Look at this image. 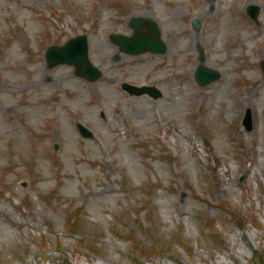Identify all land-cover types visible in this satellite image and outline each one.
<instances>
[{"label":"rangeland","instance_id":"374dc122","mask_svg":"<svg viewBox=\"0 0 264 264\" xmlns=\"http://www.w3.org/2000/svg\"><path fill=\"white\" fill-rule=\"evenodd\" d=\"M138 16L165 53L111 41ZM84 34L95 82L46 58ZM262 59L264 0H0V264H264Z\"/></svg>","mask_w":264,"mask_h":264},{"label":"water","instance_id":"95a60500","mask_svg":"<svg viewBox=\"0 0 264 264\" xmlns=\"http://www.w3.org/2000/svg\"><path fill=\"white\" fill-rule=\"evenodd\" d=\"M252 10V8L250 9ZM254 15V12H251ZM132 27L135 31V37H124L121 35L112 36L114 42L120 44L121 50L126 53L131 54H140V52L144 51H153L162 53L165 50V44L160 40V32L158 25L153 21L148 22V34H143L141 29L143 26V21L138 19H132ZM196 27H199V23L195 20ZM88 39L87 35L79 36L77 38H73L69 40L65 46L62 48L52 46L48 52V57L50 59V64L55 65L58 63H63V61H67L69 63H75L79 70L78 74L82 76H86L90 80H95L101 72L94 68L88 57ZM199 80L201 84H206L208 81L218 78L219 73L207 70L203 67L199 69ZM124 88L131 89L135 93H140L141 91L133 86H129L128 84L123 85ZM154 95L156 94V90L152 92ZM80 132L85 137L91 136L89 130L80 125Z\"/></svg>","mask_w":264,"mask_h":264},{"label":"bare ground","instance_id":"6f19581e","mask_svg":"<svg viewBox=\"0 0 264 264\" xmlns=\"http://www.w3.org/2000/svg\"><path fill=\"white\" fill-rule=\"evenodd\" d=\"M234 35L236 37H238L239 34H237V32H236V33H234ZM238 58L239 57H237V56L234 57L235 60H237ZM12 79H13L12 76H8V78H6L5 80H3L1 82L2 86H3L2 87L3 91H7L8 92L9 89L11 90V88L13 86V83H14V82H12ZM4 87H7V88L4 89ZM260 88H261L260 86L256 87V89H259V91H261ZM246 94L248 96H255V98L253 99L252 102L255 105L254 108H255L256 112L258 111L261 114V112L264 110V107H263L264 94L261 93V94L258 95V93L255 90H252V92H247ZM207 99L213 100V95H209V96L202 95V101L207 100ZM233 100H234L233 102H228L227 100H219V102H217V103L219 104V106L224 107L229 114H231L232 112H234V111H236L237 109L240 108L239 105L246 103V97L241 95V96H237ZM97 153L99 155H101L102 157H105V154H104V152H103L101 147L97 148ZM93 161H95V160H93Z\"/></svg>","mask_w":264,"mask_h":264},{"label":"trees","instance_id":"16d2710c","mask_svg":"<svg viewBox=\"0 0 264 264\" xmlns=\"http://www.w3.org/2000/svg\"><path fill=\"white\" fill-rule=\"evenodd\" d=\"M67 224L70 225L71 223H69V221H68ZM82 225H83V223L74 222L72 226H73L74 228H76V229H80ZM90 247H91V249H93V246H92L91 244H90ZM91 251H92V250H91Z\"/></svg>","mask_w":264,"mask_h":264}]
</instances>
